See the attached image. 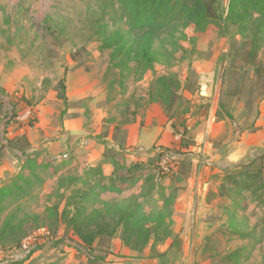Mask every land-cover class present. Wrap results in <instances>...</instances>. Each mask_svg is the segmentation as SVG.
Segmentation results:
<instances>
[{"label": "rangeland", "instance_id": "rangeland-1", "mask_svg": "<svg viewBox=\"0 0 264 264\" xmlns=\"http://www.w3.org/2000/svg\"><path fill=\"white\" fill-rule=\"evenodd\" d=\"M227 2L222 0L224 12ZM103 5L109 2L0 0V187L26 177L34 164L49 163L47 171H34L42 179L40 187L21 203L29 220L15 251L27 256L35 250L32 255L38 257L30 264H87L85 256L65 246L77 241L71 234L64 236L66 244L54 247L57 239L48 237L44 210L83 189L84 181L93 182L91 171L98 164L105 176L111 173L104 146L123 144L127 153L115 160L126 166L147 162L154 146L176 149L179 137L150 92L162 75H175L183 87L191 68L198 90L193 95L179 91L192 105L183 118L191 141L190 171L181 179H159L167 193L175 191L173 236L146 248L141 259L126 257L128 250L115 238L107 257L111 261L104 264H264L263 186L235 195L228 180L241 165L264 168V45L249 61L250 47L237 25L210 26L197 37V53L181 40L185 52L171 60L161 56L146 72L136 64L114 69L111 52L96 34ZM103 14L107 21L113 17L112 10ZM183 33L195 37L192 26ZM60 80L65 105L54 90ZM23 134L28 150L5 148ZM154 176L158 181L157 172ZM139 188L102 199L120 201L139 195ZM10 202L1 220L18 212ZM63 229L59 226L58 236L63 237Z\"/></svg>", "mask_w": 264, "mask_h": 264}, {"label": "trees", "instance_id": "trees-1", "mask_svg": "<svg viewBox=\"0 0 264 264\" xmlns=\"http://www.w3.org/2000/svg\"><path fill=\"white\" fill-rule=\"evenodd\" d=\"M108 1L96 24V34L101 46L111 52L114 69H130L131 64L140 65L143 72L152 69L161 56L171 60L175 54L185 52L179 41H188L192 52H196L197 37L205 34L210 26L222 28L226 24L237 25L240 34L248 41L249 61L255 59L264 45V0H228L226 10L222 9V0H101ZM113 11L108 21L103 11ZM112 22V23H111ZM192 26L195 37L189 38L183 30ZM262 78V72L256 68ZM184 86L175 75H162L154 80L151 101L163 105L173 134L179 137L176 149L154 146L151 158L147 162H134L129 166L115 160L123 156V144L118 147L104 146L102 156L108 158L112 171L105 176L102 163L91 171L94 181H84V188L77 189L69 196H61L59 203L44 210L47 221L48 237L57 239L52 244H66L64 236L71 234L77 238L74 245H65L85 256L87 264H104L111 254V241L118 238L121 245L141 259L148 247H155L170 240L173 236L171 216L175 201V191L167 193V188L159 182L166 177L174 180L187 175L191 167L188 149L191 147L189 128L184 116L189 113L191 102L179 92L193 95L191 76L195 72L190 68ZM261 81V79H260ZM57 98L67 104L64 81L60 80L54 89ZM251 108L250 100L246 106ZM33 109V108H32ZM230 121L232 115L227 114ZM177 121V122H176ZM178 127L182 129L181 133ZM30 147L25 135L8 142L5 148H13L24 153ZM253 165H241L228 177L229 185L235 195L246 191L264 189V168H252ZM49 163L43 160L30 166L29 177L12 178L9 187H0V218L7 212L9 200L12 205L29 195L33 180L40 181L34 171H47ZM54 172L57 169L53 170ZM158 173L156 180L154 173ZM20 181H17L18 179ZM19 182L18 184H15ZM42 182V181H41ZM73 184L74 180H69ZM140 185L139 195H130L120 201L105 202L104 194L121 196ZM264 192V190H262ZM155 202L153 201L154 197ZM142 197L141 201L138 198ZM160 202V204L158 203ZM62 209L60 210V206ZM18 212L7 214L0 219V248L3 252L17 249L23 238L21 230L29 217L21 206ZM264 224V219H263ZM45 225V226H46ZM63 226V237H58L59 226ZM264 230V227H263ZM261 238H259L260 240ZM31 251L27 257L31 256ZM250 252V250H248ZM241 256H238V258ZM236 258V255L234 256ZM0 264H9L5 258Z\"/></svg>", "mask_w": 264, "mask_h": 264}, {"label": "crops", "instance_id": "crops-1", "mask_svg": "<svg viewBox=\"0 0 264 264\" xmlns=\"http://www.w3.org/2000/svg\"><path fill=\"white\" fill-rule=\"evenodd\" d=\"M24 135V134H23ZM26 137V136H25ZM27 139V138H26ZM28 141V140H27ZM237 150H239V148H237ZM30 173L27 175V177H29ZM40 181H36V180H32V186H31V189L29 191V194L32 192L33 189L37 188V187H40V183L42 181L41 177L39 178ZM27 199H22L21 201H19L17 203L16 206H21V203L23 201H25ZM22 207V206H21ZM60 237V236H58ZM125 250V249H124ZM2 253V257H6L8 259V261L10 262V264H30L32 261H34V259H36L38 256H36V254H33L31 255L30 257H27L25 253H23V251L21 252V250H17L15 251V249L9 251V252H6L3 254V251L0 252ZM126 257H134L135 254L134 253H131L129 250L128 252H126L125 254ZM2 259V258H1ZM0 259V260H1ZM110 258H107L106 259V262H109L111 260H109Z\"/></svg>", "mask_w": 264, "mask_h": 264}]
</instances>
